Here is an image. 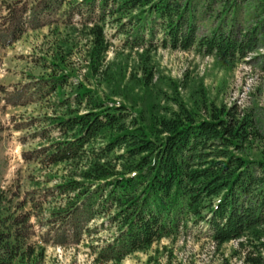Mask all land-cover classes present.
I'll use <instances>...</instances> for the list:
<instances>
[{
  "label": "trees",
  "instance_id": "16d2710c",
  "mask_svg": "<svg viewBox=\"0 0 264 264\" xmlns=\"http://www.w3.org/2000/svg\"><path fill=\"white\" fill-rule=\"evenodd\" d=\"M220 1L226 4L224 21L201 38L193 0H81L67 13L68 20L75 10L82 18L88 78L104 93L84 82L64 92L72 78L66 59L77 45L75 39L61 41L63 56L57 53L51 62L59 75L47 84L62 113L36 133L46 144L36 150L35 160L43 168L64 166V174L45 194L22 199L12 189L0 190V264H43L45 248L31 242V210L42 209L48 197L64 202L49 211L45 244L80 243L93 233L92 222L107 218L116 235L97 247L100 264H120L175 238L190 223L206 224L217 247L238 242L245 264H264V132L255 117L237 106L217 107L203 90L191 107L179 95L165 96L172 108L151 99L140 104L138 97L128 96L126 70L106 63L109 19L120 34L133 38L131 49H145V36L152 38L158 26L164 49L198 50L228 62L246 58L257 49V32L228 20L238 0ZM65 2L49 0L44 11H60ZM22 26H13L11 42ZM153 50L150 44L143 51L147 92L154 81L147 63Z\"/></svg>",
  "mask_w": 264,
  "mask_h": 264
},
{
  "label": "rangeland",
  "instance_id": "374dc122",
  "mask_svg": "<svg viewBox=\"0 0 264 264\" xmlns=\"http://www.w3.org/2000/svg\"><path fill=\"white\" fill-rule=\"evenodd\" d=\"M48 1L0 0V190L12 189L13 193H21L22 199L28 194V197L45 194V189L59 183L65 170L64 166L43 168L35 160L36 150L46 144L35 138L36 133L47 128L48 118L62 113L47 84L53 76L59 75L51 62L57 53L63 56L61 41L75 39L77 45L66 59L65 67L72 78L64 92L69 94L72 86L84 82L104 93L95 80L88 78L85 58L88 43L84 32H80L82 18L76 14L77 10L68 20L67 13L80 5L81 0H66L62 9L53 14L44 11ZM193 6L197 10L194 15L198 38L211 34L224 21L222 11L226 4L220 0H193ZM30 13L39 15L34 18ZM227 18L245 32H257V49L244 59L228 62L198 50L164 49L163 32L158 26L152 38L145 36V49H131L133 38L120 34L113 19H109L105 29L110 46L106 63L121 65L126 70L124 86L128 88V96L130 99L138 97L140 104L151 99L161 107L172 108L165 96L179 95L183 103L191 107L196 94L203 90L208 101L217 107L237 106L240 111L252 114L258 128L264 132V0H238L237 11ZM21 24L23 32L18 40L11 42V29ZM150 44L155 50L148 54L147 63L152 68L154 81L147 92L143 87L142 67L143 51ZM63 202L64 198L48 197V204L42 209L31 210L34 226L31 242L45 248L43 264H100L96 262L97 247L116 235L107 218L92 222L93 233L83 235L80 243L72 242L65 247L52 242L45 244L49 211ZM26 208L30 210V206ZM245 254L238 242L217 247L206 224L190 223L175 238L155 243L148 251L132 254L120 264H245Z\"/></svg>",
  "mask_w": 264,
  "mask_h": 264
}]
</instances>
